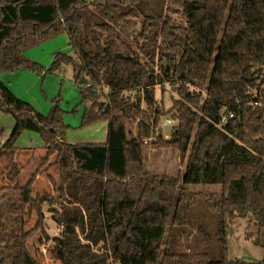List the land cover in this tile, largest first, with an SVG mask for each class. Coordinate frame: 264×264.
I'll return each mask as SVG.
<instances>
[{"label": "trees", "instance_id": "1", "mask_svg": "<svg viewBox=\"0 0 264 264\" xmlns=\"http://www.w3.org/2000/svg\"><path fill=\"white\" fill-rule=\"evenodd\" d=\"M174 2L185 25L175 26L165 14L166 0H0V73L36 71L24 52L67 34L80 63L56 54L50 71L71 65L76 80L86 77L80 95L89 105L82 124L107 123L105 144H68L59 98L42 116L0 80V108L15 120L0 147V161L20 152L14 144L21 133H37L44 143L42 162L54 159L66 186V195L58 189L66 204L53 215L63 226L61 236L52 239L61 264H231L229 226L251 217L264 229V85L260 106L250 93L264 74V0ZM137 18L143 54L151 61L158 49L166 61L161 76L122 40L125 27ZM163 78L179 97L169 110L155 99L154 87ZM98 89L107 90L105 103ZM222 108L233 112L223 123ZM173 112L178 124L164 140L159 128ZM134 122L132 135L128 124ZM154 137L158 145L178 149L182 158L188 154L181 181L145 171L144 141ZM20 170L13 164L8 173L15 216L0 219V264H41L28 239L39 231L50 240L42 214L47 199L32 197L39 169L25 185L19 183ZM189 187H219L220 192L208 197L190 193ZM198 198L214 217L213 236L203 229L202 234L216 253L163 249L167 231L189 223ZM27 207L37 215L32 232L25 230Z\"/></svg>", "mask_w": 264, "mask_h": 264}, {"label": "rangeland", "instance_id": "2", "mask_svg": "<svg viewBox=\"0 0 264 264\" xmlns=\"http://www.w3.org/2000/svg\"><path fill=\"white\" fill-rule=\"evenodd\" d=\"M181 10L174 0H166L165 14L174 21L175 26L186 24ZM132 21L133 23L125 27L121 35L122 40L130 49L128 50L124 46H121L120 49L137 54L142 62H148L156 76H161V68L166 67V61L160 60L158 49L151 61H149L148 56L143 54L141 51L143 38L138 36L141 26L140 19L137 18ZM163 50L167 51L164 47ZM56 54L71 56L77 64L80 63L70 46L69 36L63 33L24 52L23 57L31 64L36 65V71L26 68L2 71L0 80L17 99L30 104L42 116H47L51 112L54 101L59 98L66 143L73 145L105 144L108 132L107 123L98 121L89 125L82 124L83 114L89 104L82 103L80 91L82 87H85L87 78L84 77L86 82L81 85L80 80L75 79L71 65H62L60 69L51 72L50 69ZM163 79L154 87L155 99L161 109L169 110L179 97L172 85ZM189 89L197 91L193 85H190ZM98 92L101 94L100 101L105 103L107 90L98 89ZM125 96L132 100L137 98L135 93H126ZM192 111L199 112L195 108H192ZM177 115V112L169 113L162 119V122L170 119L172 120V127H175L178 124ZM136 122L128 124V130L132 135H135ZM14 125V118L4 113L0 108V147L9 138ZM163 138L168 140L169 136L163 134ZM156 140L157 137H154L144 145L145 171L149 176L181 181L188 154L182 158L178 149L172 146L158 145ZM14 147L20 149V152L13 159L0 161V219L10 218V213L13 212L11 211V188L14 184H10L8 180V173L12 165L16 164L21 169L20 185H25L39 169L32 184V197L36 202H40L41 198L47 199L42 204V208L44 207L42 214L44 215V230L50 240L46 241L44 234L33 230L37 224V215L35 210L31 211L27 207L23 214L25 230L34 231L28 239V248L41 264H61L54 256V243L52 241L53 238L60 237L63 231V226H59L54 221L53 215L55 212L60 213V204H66L64 198L60 196V191H58L61 188L63 194L66 195V186L59 178L58 166L55 165L54 159L42 162L45 156L44 143L37 133L24 131L17 139ZM189 192L212 197L214 194L217 195L220 189L219 187H189ZM48 201L51 202V205ZM203 201L204 199L200 200V198L196 200L197 204L192 208L189 223L186 226L174 227L167 231L163 249L172 248L176 253L190 254L210 248L216 253L213 241L206 239L205 235L202 234L204 233L202 229L207 231L211 237L214 234V217L206 210ZM13 216H15L14 212ZM228 231V260L231 264H237L235 262L264 264V229H259L251 217L236 219L229 226ZM108 262L110 263L111 260L109 259Z\"/></svg>", "mask_w": 264, "mask_h": 264}, {"label": "built area", "instance_id": "3", "mask_svg": "<svg viewBox=\"0 0 264 264\" xmlns=\"http://www.w3.org/2000/svg\"><path fill=\"white\" fill-rule=\"evenodd\" d=\"M263 85H264V74L262 75L261 80L257 81L250 90V93L252 95V99L255 100L253 102V104L256 106H260L258 97L260 95V89L262 88ZM220 116H221V123H223L224 121H226L227 117H230V118L233 117V112L232 111L228 112L225 108H222L220 111ZM166 126H173L172 120L167 119L163 122V124H161L159 130L162 131L163 134H164V128ZM165 136H167V135H165ZM146 143H147V141H144V144H146Z\"/></svg>", "mask_w": 264, "mask_h": 264}, {"label": "water", "instance_id": "4", "mask_svg": "<svg viewBox=\"0 0 264 264\" xmlns=\"http://www.w3.org/2000/svg\"><path fill=\"white\" fill-rule=\"evenodd\" d=\"M79 82H80L81 85H84L85 82H86V80H85L84 77H82ZM172 130H173V127L172 126H166L164 128V134L167 135V136H169ZM45 210H47V209H45Z\"/></svg>", "mask_w": 264, "mask_h": 264}]
</instances>
